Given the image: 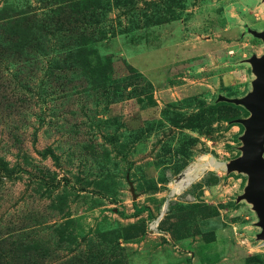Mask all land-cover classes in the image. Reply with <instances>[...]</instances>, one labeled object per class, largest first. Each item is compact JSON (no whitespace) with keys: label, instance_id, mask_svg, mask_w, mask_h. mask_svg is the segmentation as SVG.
<instances>
[{"label":"rangeland","instance_id":"1","mask_svg":"<svg viewBox=\"0 0 264 264\" xmlns=\"http://www.w3.org/2000/svg\"><path fill=\"white\" fill-rule=\"evenodd\" d=\"M247 28L264 0H0V264H264L219 99L252 90Z\"/></svg>","mask_w":264,"mask_h":264},{"label":"water","instance_id":"2","mask_svg":"<svg viewBox=\"0 0 264 264\" xmlns=\"http://www.w3.org/2000/svg\"><path fill=\"white\" fill-rule=\"evenodd\" d=\"M254 37L264 42V31L247 28ZM247 61L251 64L256 77L252 80V90L243 97L220 96V100L244 105L250 116L239 118L236 121L245 125L242 136V155L226 165L227 170L246 172L249 176L248 185L240 198H246L253 203L254 209L260 218L258 224L262 232L258 235L264 239V54L253 55ZM134 200L137 198L132 188Z\"/></svg>","mask_w":264,"mask_h":264},{"label":"bare ground","instance_id":"3","mask_svg":"<svg viewBox=\"0 0 264 264\" xmlns=\"http://www.w3.org/2000/svg\"><path fill=\"white\" fill-rule=\"evenodd\" d=\"M219 166L218 162L215 159H210L208 157H200L199 161L190 165L187 168L179 179L176 180L173 184L174 192H181V190L189 185L193 179L198 177L201 173H203L206 169L209 168H217Z\"/></svg>","mask_w":264,"mask_h":264},{"label":"trees","instance_id":"4","mask_svg":"<svg viewBox=\"0 0 264 264\" xmlns=\"http://www.w3.org/2000/svg\"><path fill=\"white\" fill-rule=\"evenodd\" d=\"M146 210H147V208L145 206H138L137 204H135L134 205V212H133V214L134 215H138V214L143 213ZM120 213H123V212H120Z\"/></svg>","mask_w":264,"mask_h":264}]
</instances>
